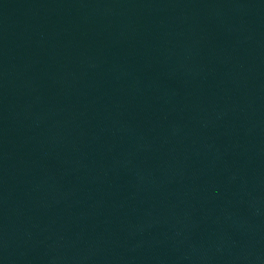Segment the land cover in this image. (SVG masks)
Segmentation results:
<instances>
[{
  "label": "water",
  "instance_id": "obj_1",
  "mask_svg": "<svg viewBox=\"0 0 264 264\" xmlns=\"http://www.w3.org/2000/svg\"><path fill=\"white\" fill-rule=\"evenodd\" d=\"M0 264H264V0H0Z\"/></svg>",
  "mask_w": 264,
  "mask_h": 264
}]
</instances>
